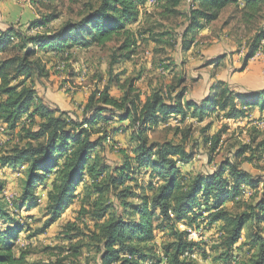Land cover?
I'll list each match as a JSON object with an SVG mask.
<instances>
[{"label": "trees", "instance_id": "1", "mask_svg": "<svg viewBox=\"0 0 264 264\" xmlns=\"http://www.w3.org/2000/svg\"><path fill=\"white\" fill-rule=\"evenodd\" d=\"M95 1L97 5L88 6L78 22L66 23L54 33L29 34L40 27L47 28L48 19L20 24L25 30L11 23H0V55L10 50L16 38H20L24 46L32 45L23 57L0 61V143L9 144L18 132L24 133L23 141H28L23 146L13 147L8 155L0 156L2 173L24 170L19 210L31 212L37 206L38 193H45L48 219L33 236L42 235L79 198L78 188L87 186L97 190L99 200L103 197L100 193L108 192L110 196L106 207L93 214L97 223L108 217L100 225L96 264H198L205 258L201 249L205 245L203 239L189 241L188 233L178 231L177 225L181 223L207 235L222 222L226 223V228L218 231L220 236L226 231V253L219 259L221 264H231L241 251L238 242L247 219L229 217L224 207L243 197L244 191H256L261 182L233 163L206 175L200 173L190 177L184 173V167L191 163L192 154L171 143L150 145L147 132L172 121L179 125L188 118L201 123L225 112L228 119H236L246 118L249 110L257 109L264 118V86L259 90L234 93L223 86L218 90V83H212L200 102L187 99L182 91L169 95L168 99L156 93L139 105L128 101L127 96L118 101L103 92L96 101L95 96L90 98L79 120L68 117L66 112L42 99L36 102V91L27 83L34 71L39 70L37 64L30 62V57L38 51L65 56L73 50L102 47L115 38L125 37L122 49L128 56L133 54L137 41L131 29L140 25L142 13L149 8L148 0ZM258 2L189 0L179 50L190 51L196 37L218 20L227 7L243 3L244 8L250 10L256 8ZM168 3L176 8L179 0H168ZM262 39L258 34L252 41L241 72L258 53ZM220 58L209 65L218 64ZM129 129H132L137 146L133 148L130 144L121 149L123 163L112 168L97 151L110 147L107 137H111V147L116 146L117 132L126 133ZM243 154L241 151L237 157ZM133 175L148 180V188L153 191L150 196L136 195L125 187L127 181L134 180ZM154 184L158 185L155 189ZM130 199H138V203H128ZM263 205L258 202L257 207L264 212ZM11 219L0 201V264H26L25 256L17 255L14 250L23 226ZM255 220L258 219H254V224ZM166 229L174 240L160 254L153 247L155 233ZM150 244L151 247H146ZM250 244L257 250L251 264H264V237L257 226L250 236ZM186 253L197 259L184 257Z\"/></svg>", "mask_w": 264, "mask_h": 264}, {"label": "rangeland", "instance_id": "2", "mask_svg": "<svg viewBox=\"0 0 264 264\" xmlns=\"http://www.w3.org/2000/svg\"><path fill=\"white\" fill-rule=\"evenodd\" d=\"M91 5L95 7L97 1L35 0L34 3L32 0H0V23L9 24L15 20L14 13L18 15L26 12L34 20H49L47 28L40 27L29 34L39 31L54 33L66 23L78 22ZM188 5L189 0H179L175 8L168 0H160L157 6L143 12L140 25L131 29L137 45L129 56L122 49L125 37L115 38L102 47L73 50L65 56L36 51V55L30 57V62L37 64L39 70L34 71L27 83L28 87L36 91V102L42 99L66 112L68 117L79 120L90 98L95 96L96 101L103 92L118 101L127 96L128 101L133 100L139 105L156 93L168 99L169 95L183 91L185 96L199 98L211 83H218V90L223 86L234 93L262 88L264 0H259L257 7L250 10H246L243 3L227 7L218 20L196 37L190 51L181 52L179 41L186 24ZM11 24L17 28L24 23L19 20ZM258 34L263 37L260 49L241 72L244 57ZM31 47L24 46L22 40L16 38L10 50L0 55V61L21 58ZM217 57H221L218 64L209 65ZM226 115L227 112L217 113L201 123L188 118L179 125L174 121L168 125L160 124L151 128L147 136L150 145L171 143L191 153L192 161L184 167V173L190 177L200 173L206 175L218 167L233 163L239 170L247 171L252 178H258L261 183L256 191L244 194L224 207L229 217L244 216L247 219L238 242L241 251L231 264H251L257 250L251 246L250 236L256 226L264 237V212L260 206L257 207L258 202L264 203V123L258 126L246 122L245 117L228 119ZM132 133V129L126 133L117 132L116 146L113 144L114 147H111L110 143L108 149L97 151L112 168L123 163L121 149H126L130 144L133 148L137 146ZM14 136L15 139L9 144L0 143V156H6L13 147L28 142L23 141L25 135L22 132ZM241 151L244 154L237 157ZM23 172L19 170L17 173L5 174L0 171V201L4 203L12 222L23 226L15 253L23 254L26 264H96L101 239L100 225L108 217L97 223L93 214L106 207L109 193H100L103 197L99 200L97 190L87 186L78 188L79 198L62 218L44 234L33 236L48 219V202L45 193H38L37 206L31 212L19 210ZM225 175H228V171ZM132 177L134 180L127 181L125 187L139 196L153 193L148 188V180L139 175ZM100 182L102 184L103 179ZM157 186L154 184V189ZM4 193H7L9 203ZM128 203L137 204L138 199H130ZM255 218L258 220L254 224ZM155 223L157 225L158 221ZM220 225L207 235L200 231L205 244L201 246L205 258L203 260L200 257L202 260L199 258L198 264H221L219 257L226 253V231L223 230L224 234L220 236L218 229H225L226 223ZM184 227L181 223L177 225L180 232H185ZM155 234L153 247L161 254L165 247L173 243L174 238L168 229ZM154 255L157 256L156 253Z\"/></svg>", "mask_w": 264, "mask_h": 264}, {"label": "crops", "instance_id": "3", "mask_svg": "<svg viewBox=\"0 0 264 264\" xmlns=\"http://www.w3.org/2000/svg\"><path fill=\"white\" fill-rule=\"evenodd\" d=\"M19 14L17 15V13H14L13 17L15 18V20H12V22H10V23H13L14 21H19V20H20L21 23H25L28 20H33L34 19V17H32L29 13H26V12H25V14L24 13H22L20 15ZM211 84L208 85V87L206 88L205 93L203 95H200L199 98L191 97V96H186V98L187 99H191V100H193L195 102H200L207 95V93L209 91V87H210ZM252 91H254V90H252ZM263 120H264L263 115L257 109L249 110L248 113H247V117L245 118L246 122H249V123H252V124H254V123L255 124L262 123Z\"/></svg>", "mask_w": 264, "mask_h": 264}, {"label": "built area", "instance_id": "4", "mask_svg": "<svg viewBox=\"0 0 264 264\" xmlns=\"http://www.w3.org/2000/svg\"><path fill=\"white\" fill-rule=\"evenodd\" d=\"M158 3H159V0H148V4H149V7H150V8H152V7H154V6H157ZM262 123H263V122H262ZM260 124H261V123H257L258 126H259ZM106 142H107L108 144H110V143H111V137H107ZM244 194H245V195H249L250 192H249V191H244ZM4 198H5V200H6L8 203L10 202L7 193H4ZM171 217L173 218L172 215H171ZM184 229H185V231L188 233V240H189V241L199 242V241L201 240L200 232H197V231H195V230H193V229H190V228H187V227H184ZM184 257H186V258H191V259H193V260H196V259H197L195 255H189L188 253H186V254L184 255Z\"/></svg>", "mask_w": 264, "mask_h": 264}]
</instances>
